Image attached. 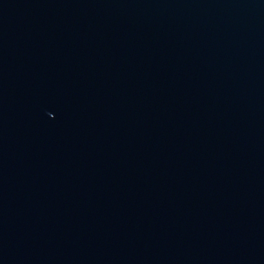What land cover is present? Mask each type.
Segmentation results:
<instances>
[{"label": "water", "instance_id": "95a60500", "mask_svg": "<svg viewBox=\"0 0 264 264\" xmlns=\"http://www.w3.org/2000/svg\"><path fill=\"white\" fill-rule=\"evenodd\" d=\"M0 264H264V0H0Z\"/></svg>", "mask_w": 264, "mask_h": 264}]
</instances>
